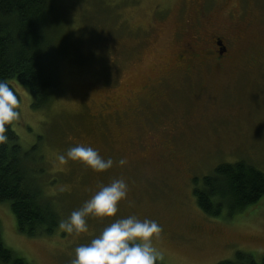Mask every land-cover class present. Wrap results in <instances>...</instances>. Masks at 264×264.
<instances>
[{"label":"rangeland","instance_id":"rangeland-1","mask_svg":"<svg viewBox=\"0 0 264 264\" xmlns=\"http://www.w3.org/2000/svg\"><path fill=\"white\" fill-rule=\"evenodd\" d=\"M54 2L65 55L57 67L58 93L35 110L29 89L10 81L21 98L13 129L24 152L36 147L30 167L39 171V179L33 176L60 221L113 179L127 181L128 197L116 217L89 216L87 232L68 233L58 225L41 237L19 233L9 203H0L4 245L29 264H70L75 247L90 243L112 220L135 215L160 225L154 245L163 254L161 264H239V252L262 262L264 197L243 214L210 217L194 189L224 163L245 162L264 173V0H209L201 34L208 39L229 26L235 34L227 40L232 56L191 73L171 68L169 59L185 33L194 34V4ZM143 81L154 86L150 103L135 87ZM76 144L127 163L103 173L79 161L60 164L58 154Z\"/></svg>","mask_w":264,"mask_h":264},{"label":"trees","instance_id":"trees-1","mask_svg":"<svg viewBox=\"0 0 264 264\" xmlns=\"http://www.w3.org/2000/svg\"><path fill=\"white\" fill-rule=\"evenodd\" d=\"M54 1L0 0V80L8 82L19 103L20 95L10 81L27 87L35 110L47 107L55 99L59 85L57 67L65 57ZM6 127L8 142L0 145V203H9L19 233L27 237L52 235L60 217L38 182L39 171L35 173L30 167L36 147L24 152L13 122ZM198 182L194 189L197 204L210 217L224 212L229 218L243 214L264 197V173L245 162L220 164L204 176L200 185ZM237 263L264 264V260L258 263L251 255L239 252ZM0 264H29L4 245L1 224Z\"/></svg>","mask_w":264,"mask_h":264},{"label":"clouds","instance_id":"clouds-1","mask_svg":"<svg viewBox=\"0 0 264 264\" xmlns=\"http://www.w3.org/2000/svg\"><path fill=\"white\" fill-rule=\"evenodd\" d=\"M19 100L14 90L5 80H0V145L8 142L7 125L18 121L21 113ZM60 164L69 160L79 161L95 172L103 173L114 164L124 166L127 161L120 158L114 161L105 159L99 151L84 144L69 147L66 153L57 157ZM128 183L124 178H116L99 188L81 207L59 223V227L68 233L88 231L87 218L116 217L121 202L127 200ZM162 229L157 221L139 219L135 215L112 220L90 243L75 247V256L70 264H157L163 259L154 241L159 238Z\"/></svg>","mask_w":264,"mask_h":264},{"label":"flooded vegetation","instance_id":"flooded-vegetation-1","mask_svg":"<svg viewBox=\"0 0 264 264\" xmlns=\"http://www.w3.org/2000/svg\"><path fill=\"white\" fill-rule=\"evenodd\" d=\"M186 2L190 7L191 4H194L196 7V17L193 19V22L195 20L193 23L195 30L192 35L191 31L185 33V37L183 36L184 40L180 41L179 48L171 55L169 59V61H171V68L175 69L176 67L184 73H191L193 68L197 65H205L212 60H216L217 62L227 61L232 56L229 51L227 40H229V35L235 36L234 32L230 34L231 29L229 26L221 25L222 27L217 28V31L210 33L208 39L205 38V36L201 34L199 28L202 25V18L207 15L206 10H208V7L206 5L209 0H186ZM160 12L159 14H161V16H166V11L161 10ZM164 18L165 17H162L161 19ZM148 80H151V77H149ZM135 87L140 94L146 96L145 101H148V103L154 101L156 98L154 95L155 92H153L154 86L150 84V81H143ZM130 110L134 112H130L131 115H138L137 112L139 110H136V108H130ZM166 153L170 159L175 157L171 147L166 148Z\"/></svg>","mask_w":264,"mask_h":264}]
</instances>
